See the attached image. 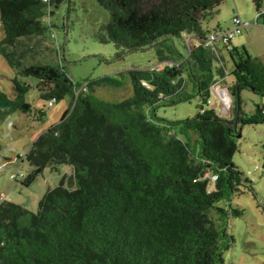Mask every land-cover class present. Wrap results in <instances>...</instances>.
<instances>
[{"label":"trees","instance_id":"1","mask_svg":"<svg viewBox=\"0 0 264 264\" xmlns=\"http://www.w3.org/2000/svg\"><path fill=\"white\" fill-rule=\"evenodd\" d=\"M60 1L0 0V54L18 75L39 80L41 98L74 99L25 154L33 170L22 181L28 186L46 166L70 164L69 186L64 177L36 212L2 197L0 264H224L234 236L227 230L229 211L219 203L242 186L253 188L233 157L239 124L264 123V104L248 115L241 98L244 89L264 95V62L233 40L204 45L222 28L205 29L203 21L224 0H97L110 13L102 40L131 51L155 47L159 63L129 70L132 95L120 102L95 94L98 85H123L112 76L86 83L77 94L60 64L41 62L62 48L44 37L46 10ZM254 2L264 26V0ZM185 34L202 41L179 59L164 55V48L174 52L164 42ZM224 50L235 77L228 86L235 97L231 118L211 105L214 86L227 75ZM166 61L178 64L158 68ZM14 87L15 98L0 90V123L13 111L32 110L25 100L31 85L16 77ZM193 97L200 100L194 117L173 121L156 114L158 106ZM39 112L43 118L45 110Z\"/></svg>","mask_w":264,"mask_h":264},{"label":"rangeland","instance_id":"2","mask_svg":"<svg viewBox=\"0 0 264 264\" xmlns=\"http://www.w3.org/2000/svg\"><path fill=\"white\" fill-rule=\"evenodd\" d=\"M237 14L246 25L231 45L239 49L245 45L252 56L259 57L264 62V26L257 20L258 11L254 0H224L203 21V27L227 29L233 26V17ZM44 21L49 26L44 35L47 43L51 46L54 42L60 45L63 43V47L59 54L53 52L51 58H45L46 51L39 58H45L41 62L60 64L76 85L77 91L90 81L105 76L116 77L123 83L122 86L113 88L98 85L94 90L102 99L120 102L132 95L129 70L147 69L159 63V54L155 47L131 51L126 48L118 49L113 41L102 40L107 36L105 26L110 21V13L97 0L53 2L46 10ZM3 36L4 30L0 21V40ZM164 43L166 47H173L174 50L172 53L164 48L166 56L179 59L188 52L187 41L183 37H173ZM192 47L194 46L191 45V49ZM225 59L228 73L225 83L231 86L235 80L231 74L233 63L229 56ZM16 77L31 85L25 100L31 104L32 110L27 113L13 111L0 123V201L5 197L8 201L36 212L45 193L57 187L64 177L67 178L66 186H69L68 178L73 174L74 167L70 164H60L57 168L48 165L26 186L22 181L33 167L24 156L44 131L61 120L74 99L67 95L49 106L48 101L40 96L39 80L32 76L18 75L0 54V90L11 98H15ZM88 88L90 89L89 86ZM188 90L190 91L189 88ZM220 91L218 90L219 93ZM218 92L214 91L211 105L216 103L219 113H225L231 118L233 108H221L222 103L215 95ZM241 98L242 107L248 115L254 112L258 104H264V95L251 89H244ZM40 109L45 110L43 118H40ZM199 110L200 100L193 97L176 104L158 106L156 114L160 118L175 121L194 117ZM239 129V149L233 161L245 173V178L252 181L253 188L242 186L243 192L233 196L231 201L223 200L219 203L229 211L227 230L234 236L233 245L223 253L224 264H264V155L261 151L264 123L239 124ZM15 173H23L24 176L15 180ZM236 208L242 209L243 215L235 216L232 209Z\"/></svg>","mask_w":264,"mask_h":264},{"label":"built area","instance_id":"3","mask_svg":"<svg viewBox=\"0 0 264 264\" xmlns=\"http://www.w3.org/2000/svg\"><path fill=\"white\" fill-rule=\"evenodd\" d=\"M45 3H50L53 0H43ZM246 24L242 21L241 17L239 14H237L234 18H233V26L222 30H215L212 31L208 34L207 38L203 40L204 45L209 47V46H214V45H229L231 43V41L242 32V28L245 26ZM186 41H187V45H188V50H191V45H193L194 47L197 46L202 40L196 39V37H189L187 34L184 35ZM193 48V47H192ZM166 64L169 65H173V64H178V63H174V62H170V61H166L163 62L161 64L158 65V68H163ZM87 89V85H83L81 87V89L79 91H77V94L81 91V90H86ZM218 90L222 91V90H227V88H221L218 87L217 85L214 86V91L218 92ZM220 91V92H221ZM228 92V91H227ZM217 95L221 98L222 103H223V109L225 108H232L233 107V99L231 97V95L229 94L226 96L225 94L221 93H217ZM56 102V99L53 98L52 100H50L48 102L49 106L54 105V103ZM18 176H23V174L21 173H16L14 175V177H18ZM206 177H210L212 181L217 180L218 176L217 175H211L210 174H206ZM212 188V187H210ZM4 198V197H3Z\"/></svg>","mask_w":264,"mask_h":264},{"label":"crops","instance_id":"4","mask_svg":"<svg viewBox=\"0 0 264 264\" xmlns=\"http://www.w3.org/2000/svg\"><path fill=\"white\" fill-rule=\"evenodd\" d=\"M223 53H224V56L226 57H228L229 56V54H228V52H227V50H224L223 51ZM226 72H227V68H226ZM228 76V73H227V75L224 77V78H219V81H218V83L216 84L218 87H220V85H222V86H228L225 82H227L226 81V77ZM221 92H225V94H227L228 92H227V90H222ZM218 98H219V100L221 101V103H222V100H221V98L218 96V95H216ZM214 106L216 107V109H217V104L215 103L214 104ZM222 109H223V103H222V107H221ZM223 116H225V117H228V115H226L225 113L223 114Z\"/></svg>","mask_w":264,"mask_h":264},{"label":"water","instance_id":"5","mask_svg":"<svg viewBox=\"0 0 264 264\" xmlns=\"http://www.w3.org/2000/svg\"><path fill=\"white\" fill-rule=\"evenodd\" d=\"M62 47H63V43H62ZM221 88H225V87H221ZM226 88H227L228 93L231 95V97L234 101L235 97L231 94V89L229 87H226ZM238 137H241V132L238 134Z\"/></svg>","mask_w":264,"mask_h":264},{"label":"clouds","instance_id":"6","mask_svg":"<svg viewBox=\"0 0 264 264\" xmlns=\"http://www.w3.org/2000/svg\"><path fill=\"white\" fill-rule=\"evenodd\" d=\"M220 87H225V88H226V87H228V86H222V85H220ZM213 94H214V91H213ZM215 95H217V93H216ZM233 102H234V101H233ZM233 105H234V104H233Z\"/></svg>","mask_w":264,"mask_h":264},{"label":"bare ground","instance_id":"7","mask_svg":"<svg viewBox=\"0 0 264 264\" xmlns=\"http://www.w3.org/2000/svg\"><path fill=\"white\" fill-rule=\"evenodd\" d=\"M227 95H228V97H229V93H227L226 96H227Z\"/></svg>","mask_w":264,"mask_h":264}]
</instances>
